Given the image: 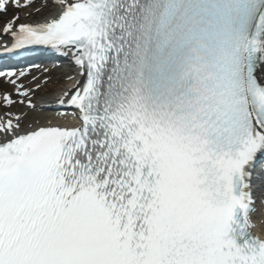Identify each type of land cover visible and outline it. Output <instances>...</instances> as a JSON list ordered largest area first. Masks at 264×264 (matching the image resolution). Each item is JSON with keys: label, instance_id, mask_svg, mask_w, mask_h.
<instances>
[{"label": "snow or ice", "instance_id": "1", "mask_svg": "<svg viewBox=\"0 0 264 264\" xmlns=\"http://www.w3.org/2000/svg\"><path fill=\"white\" fill-rule=\"evenodd\" d=\"M0 19V55L76 69L54 124L0 68V264H264V0H0Z\"/></svg>", "mask_w": 264, "mask_h": 264}, {"label": "bare ground", "instance_id": "2", "mask_svg": "<svg viewBox=\"0 0 264 264\" xmlns=\"http://www.w3.org/2000/svg\"><path fill=\"white\" fill-rule=\"evenodd\" d=\"M76 79V76L71 75L68 78H65V81L67 82L63 87H60L58 90L51 91H43L38 93L35 96V99H33V103L37 106L35 111H32L29 113L30 117H37L39 118L43 123H60V124H72L74 123V118L72 114L70 113H58V112H52L48 115H43L41 113H38L39 111H51L53 108H50L51 104L57 100V97L60 96L66 89L70 88V83L73 82ZM2 83V82H0ZM33 96V95H32ZM22 108L19 110H15L14 108H11V111L13 113H19L26 110V106L21 105ZM4 112L0 111V115H2Z\"/></svg>", "mask_w": 264, "mask_h": 264}, {"label": "rangeland", "instance_id": "3", "mask_svg": "<svg viewBox=\"0 0 264 264\" xmlns=\"http://www.w3.org/2000/svg\"><path fill=\"white\" fill-rule=\"evenodd\" d=\"M62 77V76H61ZM55 79V78H54ZM54 83V86H50L51 89H53L56 85L60 84L61 81H52Z\"/></svg>", "mask_w": 264, "mask_h": 264}]
</instances>
